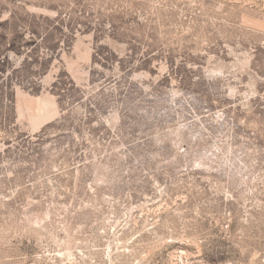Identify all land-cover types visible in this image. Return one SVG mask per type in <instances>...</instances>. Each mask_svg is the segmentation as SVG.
Listing matches in <instances>:
<instances>
[{
    "label": "rangeland",
    "instance_id": "374dc122",
    "mask_svg": "<svg viewBox=\"0 0 264 264\" xmlns=\"http://www.w3.org/2000/svg\"><path fill=\"white\" fill-rule=\"evenodd\" d=\"M0 264H264V0H0Z\"/></svg>",
    "mask_w": 264,
    "mask_h": 264
}]
</instances>
